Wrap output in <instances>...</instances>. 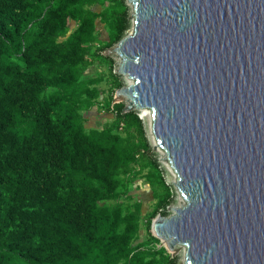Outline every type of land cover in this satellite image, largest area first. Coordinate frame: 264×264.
<instances>
[{
  "label": "trees",
  "instance_id": "obj_1",
  "mask_svg": "<svg viewBox=\"0 0 264 264\" xmlns=\"http://www.w3.org/2000/svg\"><path fill=\"white\" fill-rule=\"evenodd\" d=\"M128 17L126 0H0V264H173L149 230L171 187L102 54Z\"/></svg>",
  "mask_w": 264,
  "mask_h": 264
},
{
  "label": "water",
  "instance_id": "obj_2",
  "mask_svg": "<svg viewBox=\"0 0 264 264\" xmlns=\"http://www.w3.org/2000/svg\"><path fill=\"white\" fill-rule=\"evenodd\" d=\"M107 56L144 110L184 204L150 233L185 264H264V0H126Z\"/></svg>",
  "mask_w": 264,
  "mask_h": 264
},
{
  "label": "rangeland",
  "instance_id": "obj_3",
  "mask_svg": "<svg viewBox=\"0 0 264 264\" xmlns=\"http://www.w3.org/2000/svg\"><path fill=\"white\" fill-rule=\"evenodd\" d=\"M127 6L129 8V17H128L129 27H128L127 31L125 32L124 37L128 35V32L131 30V27H132V19H131L132 9H131L129 4H127ZM99 29L102 30V28H99ZM103 34H104L103 31H101V35H102L101 38H103V36H104ZM114 46H112L111 48H113ZM106 51L107 50L102 52V54L105 56H107ZM108 57H110L113 60L112 70L116 75H118L120 77V80L122 81L123 86L129 85L130 81H128L125 77L117 74V69H118V65L120 62L119 58L115 55H111ZM102 68L104 69L105 72L107 71L106 70L107 67L103 66V67L99 68V66L97 65L96 67L95 66L91 67L89 70V73L94 75V73L99 71V69H100V71H102L103 70ZM102 86H103V84H102ZM115 91L113 93V98H114ZM119 102L123 103L124 105L127 104V101L124 97L117 98L116 100L113 99V103H119ZM98 114H102V113L99 112ZM136 114L138 115L139 119L143 123L144 131H145V137H146L147 142H148V144L152 150L153 146L155 145V141H154V138H153V135L151 132V123H150L151 119H150L149 112L144 111V110H138V111H136ZM100 120L101 119H99L97 117L89 118L88 123H86V126H93V127L100 128L102 125V121H100ZM152 152H153V154H155L154 158L156 159V162L159 166V169L162 173V176H163L165 183L168 184L172 190L173 199L171 201V204L166 208V216H164V217H168V216L173 214L174 209L179 208L181 205L184 204V200L175 187L176 176L173 173V171L171 170V168L169 167V165L167 164V162L165 160L164 153L159 149L153 150ZM141 183H145L143 178L141 180ZM158 247H163L166 250V253L169 255L170 260L173 262V264H185V252H184L183 246L174 245L172 247V249L169 250V249H167L165 242L159 241Z\"/></svg>",
  "mask_w": 264,
  "mask_h": 264
}]
</instances>
